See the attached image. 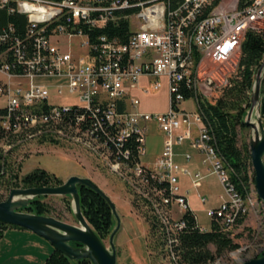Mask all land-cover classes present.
I'll return each instance as SVG.
<instances>
[{
	"label": "built area",
	"instance_id": "obj_1",
	"mask_svg": "<svg viewBox=\"0 0 264 264\" xmlns=\"http://www.w3.org/2000/svg\"><path fill=\"white\" fill-rule=\"evenodd\" d=\"M223 0H0L5 15L25 16L24 36L7 22L0 24V133L5 134L12 123L27 122L37 114H59L82 127L91 128L101 139L108 140L128 166L143 173L145 178L165 191L173 219L179 231L185 222L181 215L187 209L186 198L179 192L178 177L190 171L173 160V145L188 140L202 154L223 187L225 199L217 207L205 209L210 221H216L224 231H230L242 218L240 200L230 191L229 182L217 154L212 153L208 132L194 111L181 108L188 99L187 70L198 67L204 86H220L213 75H199L205 59L214 62L234 60L237 64V45L249 30L264 26V0H231L228 8ZM127 24L125 43L117 37L101 34L91 41L83 25L101 27L107 22ZM82 37L80 46L87 49V58L71 51L70 39ZM189 43H197L199 62L189 65ZM51 76L64 79L71 105L52 101L48 93L33 84V78ZM150 79L151 88L163 82L169 94V107L164 112L138 110L139 99L133 89L140 78ZM30 78L26 84L21 78ZM60 80V79H59ZM264 89V67L261 73ZM228 82V80L226 81ZM225 86V84H224ZM144 86L143 91L151 90ZM56 93H62L61 88ZM261 93V92H260ZM261 95V94H260ZM264 96V95H261ZM260 96V97H261ZM43 106L47 108L43 110ZM260 100L253 108L251 120L257 124ZM255 117L256 120L253 118ZM68 118V119H70ZM93 120V121H90ZM152 123L164 134L162 148L151 165L138 158V149H145L146 135ZM135 141V158L131 148ZM189 160L191 154L186 153ZM202 176L193 178L194 186ZM205 196H200L202 203ZM200 230H205L199 226Z\"/></svg>",
	"mask_w": 264,
	"mask_h": 264
},
{
	"label": "rangeland",
	"instance_id": "obj_2",
	"mask_svg": "<svg viewBox=\"0 0 264 264\" xmlns=\"http://www.w3.org/2000/svg\"><path fill=\"white\" fill-rule=\"evenodd\" d=\"M230 1L231 0H223L222 3L228 8L230 5L225 4L230 3ZM259 28L264 29V26H258L256 29ZM66 40L71 43L70 46H68L71 51L84 58L88 57L87 49L80 46L82 37L75 36L70 39L66 38ZM239 56L240 49L237 51V64L235 63V59L225 60L223 62H214L210 59H205L203 61L199 67V75H213L215 79L220 80V86L217 87L204 86L202 79L197 77L198 67H193L196 91L200 94L199 96L202 99L214 101L220 96L224 84L227 85L230 78L234 77L237 72ZM257 69L253 74L251 91L248 93L250 95L249 97H251L252 91L254 90V78ZM141 78H144L146 83L141 85L139 82L138 87L133 89V92L131 91V93L139 99V104L136 108L147 112L166 111L169 107V94L166 84L163 82L161 87L157 89L151 88L150 79L144 76ZM141 78L139 80H141ZM20 80L25 84L27 82L37 84L48 93V96L51 97L54 102L71 105L76 100L75 95L70 94L64 79L42 76L33 78L32 82L30 78L25 77ZM227 80L228 82H226ZM262 83L260 78V94L264 95ZM144 86H148L151 90L148 92L143 91ZM58 88H61L62 93H56ZM4 103V98L0 97V107L4 105ZM180 106L187 111H194V116L197 117V107L194 98L191 97L182 101ZM262 117V125L264 128V115H262ZM245 118L246 113L244 115V119ZM253 118L256 120L255 117ZM34 128V126L31 127V129ZM149 128L146 135V147L149 148V154H151L152 150L158 148L157 146L161 144V139L164 138V134L152 125V123H150ZM37 130H35V132ZM252 135V129L249 126H245L239 130L238 143L240 144L243 141L249 143ZM73 136L74 135L69 137L57 135L53 137L43 133L34 134V132H32V134L28 136L16 134L13 143L11 141L13 138L9 139V142L11 141L9 143L6 139L8 136H3L0 140V149L7 155V162L10 167L9 170L12 169L13 173L18 175V178H14L13 174L10 188L6 191L0 188V201L6 199L12 188L24 187L20 183V178L37 167L53 173L58 178H65L64 180L61 179L62 181H65L71 175L87 177L84 175L89 173L100 186L96 181L90 179L114 203L119 217V227L113 238L116 252V264H173V254H171L170 250L171 244L168 240L170 236H167L165 233L167 236L166 248H168L169 251V255H167V252H163L160 249L155 236L149 234V224L142 210L147 213L148 216H155L158 222H160V220L157 217V212L155 214L151 207L143 201L142 198L144 196H140L143 187L141 186L140 189L134 188L136 184L139 185V181L135 183L133 181L136 177L132 175L130 170L124 169L122 166L117 168L116 165H112L109 159L97 149V146L86 140L87 138H85V136ZM146 160L150 159L147 157ZM85 167L86 171L83 169ZM207 183H209L208 186L210 185L214 191L220 186V182L214 183L213 181H207ZM250 190L251 191L244 197L245 211L242 216V222L234 225L229 231L231 238L238 247L234 250L226 251L209 264H242L244 261L259 257L264 253V206L260 198L256 195L254 184L250 185ZM134 198L140 204L141 209H137L132 204L131 201ZM34 199L44 203L46 206L44 213L39 215L53 216L69 224L80 225L75 217L73 201L70 195H39L32 197L29 203ZM17 210L33 213L23 207ZM159 212L167 216L170 222L174 220L170 206L167 209L160 207ZM195 213L197 224L208 230L211 221L206 216L203 209L198 207ZM88 224L90 225L89 222ZM115 226L116 219L113 216L111 230H113ZM161 226L160 223V228ZM110 233L105 238L101 239L108 248H110ZM72 245L77 246L79 244L73 242ZM210 249H214L212 245H210ZM89 264H92L91 261Z\"/></svg>",
	"mask_w": 264,
	"mask_h": 264
},
{
	"label": "trees",
	"instance_id": "obj_3",
	"mask_svg": "<svg viewBox=\"0 0 264 264\" xmlns=\"http://www.w3.org/2000/svg\"><path fill=\"white\" fill-rule=\"evenodd\" d=\"M7 22L13 25L17 34L21 32V38H23L26 22L25 16L20 14L7 16L4 12H1L0 24L5 26ZM127 29V24L124 21H120L118 24L107 22L104 26L95 28L89 27L87 24L83 25V31L88 34L91 41H94L95 37L98 35L106 34L108 37H117L120 42L125 43L128 33ZM5 45L6 44L0 45V51L6 47ZM194 51L193 65H196L199 60V54L196 50ZM263 60L264 29L249 30L245 33L240 43L237 72L234 77L230 78L228 84L222 87L221 94L216 100L206 101L202 99L199 96L200 94L197 93L193 83L190 85L188 84V91H184V94L186 96L188 95V98L192 97L196 102V115L201 118V123L204 124L205 130L208 132L212 150L217 154L224 171H227L226 178L234 184L237 191L240 192L243 197L251 191L250 185L254 184V174L251 166L249 143L243 141L239 144L238 133L240 129L246 126L243 123V119L250 105V95L248 93L251 91L254 71L260 66ZM43 110L46 111L47 108L43 106ZM65 114L68 115V118L71 117L70 112ZM44 115L45 114H37L36 117H33V120L36 121ZM68 118L51 119V123L53 125L55 123V126L59 128H62V126H77L79 130L86 132L88 137L96 140L98 144L108 145L111 150L110 159L113 161L118 160L124 164L126 169L132 170V175L136 177L133 179L134 183L139 181V185L136 184L134 188L140 189L141 186L143 187L140 196H144L142 198L143 201L155 212L156 209L153 208L152 202L160 203L162 198H166L165 191H162L160 188H155L156 184H153L148 178H145L143 173H138L135 171V167L128 166V160L119 154L118 150H115V147H111V144H109L107 140L101 139V136L96 134L91 128L82 127L75 121H68L73 119ZM16 123L17 122L12 123V128H10L9 131L14 130ZM23 134H25V132H23L22 135ZM7 135V142H9L10 138H13L11 140L13 143L15 141V135L11 133H7ZM3 136L4 134L1 132L0 140ZM125 145L131 148L130 158L134 159L135 141L130 140V142ZM9 169L7 155L0 149V188L4 191L8 190L12 184L11 178L14 173L12 169ZM17 176V174H14V178H18ZM141 180H147V182L141 183ZM62 182L63 181L53 173L38 167L20 178V183L24 187L55 186ZM77 188L82 214L93 227L98 237L100 239L105 238L112 231L113 214L111 208L100 195L90 188L84 185H77ZM131 202L137 209H141L140 204L135 198ZM169 206L170 204H167L165 208L167 209ZM23 208L35 214H42L46 210L45 204L35 199ZM142 212L149 224V234L155 236L160 249L163 252H167V255H169L168 248H166L167 242L164 228L162 226L160 228L161 222H158L155 216H148L143 210ZM181 219L184 220L185 225L181 231L176 234L177 243L172 246V251L176 258V262H173V264H209L226 251H231L238 247L231 238L229 231L226 232L222 230L216 221L212 220L210 222V228L208 230H200L194 212L188 207L181 215ZM242 220L243 217L238 218L236 224L241 223ZM7 227L21 228L0 223V239ZM71 243L73 244V242ZM210 245L213 246V250L210 249ZM89 263L90 261L87 258L70 260L58 250L52 249L43 264Z\"/></svg>",
	"mask_w": 264,
	"mask_h": 264
},
{
	"label": "water",
	"instance_id": "obj_4",
	"mask_svg": "<svg viewBox=\"0 0 264 264\" xmlns=\"http://www.w3.org/2000/svg\"><path fill=\"white\" fill-rule=\"evenodd\" d=\"M264 60L258 67L254 78V90L250 97V105L243 123L249 126L253 135L249 140L251 166L254 174V187L257 196L264 206V128L260 116L257 124L251 121L255 103L260 100V114H264V96H260V78ZM77 185H84L100 195L111 208L116 219V226L109 235L110 248L106 247L92 227L88 224L80 208V198ZM39 195H70L73 201L75 217L79 226L61 221L53 216L39 215L17 210L26 206L30 199ZM0 223L21 227L47 240L53 249L58 250L70 260L87 258L92 264H116V252L113 238L119 227V217L114 203L88 177L69 176L65 181L55 186H26L12 188L6 199L0 201ZM75 242L79 245L70 244ZM242 264H264V253Z\"/></svg>",
	"mask_w": 264,
	"mask_h": 264
},
{
	"label": "crops",
	"instance_id": "obj_5",
	"mask_svg": "<svg viewBox=\"0 0 264 264\" xmlns=\"http://www.w3.org/2000/svg\"><path fill=\"white\" fill-rule=\"evenodd\" d=\"M145 83L146 80L141 78L140 84L144 85ZM162 142L163 138L161 139V144L157 146L158 148H154L151 154H149L148 147L146 155L145 149L139 151V158H143L142 162L144 164L151 165L154 162L155 157L161 151ZM173 152V160L190 171V175H180L178 177L179 192L185 196L187 207L194 212L195 216L198 207L203 209L204 212L208 207H217L225 199V193L221 183L215 191L210 185L208 186L209 183L207 181H213L214 183L220 181L217 175L211 172L209 165L202 162V154L196 151L188 140L175 143L173 145ZM186 153L191 154L189 160L185 158ZM147 157L150 160H146ZM83 169L86 171V167ZM197 174H200L202 179L198 186H194L193 178ZM224 175H226L225 171ZM84 176L94 180L93 176L89 173H86ZM96 183L98 184L97 181ZM202 195L207 199L205 203L200 201V196ZM52 249L53 247L47 240L31 231L23 228L7 227L0 239V264H43Z\"/></svg>",
	"mask_w": 264,
	"mask_h": 264
},
{
	"label": "bare ground",
	"instance_id": "obj_6",
	"mask_svg": "<svg viewBox=\"0 0 264 264\" xmlns=\"http://www.w3.org/2000/svg\"><path fill=\"white\" fill-rule=\"evenodd\" d=\"M241 40H240V43H241ZM239 49H240V44L237 45V51H239ZM194 50H196L197 53L199 54L198 48H197V43H189V65H193V53L195 52ZM187 83L189 85L192 83L195 85V77L193 74V67H190V69L187 70ZM260 107H261V103H260ZM57 118H59V114L44 115L36 121L33 120V117H30V119H28L27 122H17L13 131H9L10 128H8V130H6L4 136L7 137L8 136L7 133H11L13 135H16V134L22 135L23 132H25L24 136H28L29 134H32V132H34V134H42L43 133L47 136L49 135V136H53V137H55L57 135H63V136H68V137L71 135L85 136V138H87L86 140H88L89 143H92L93 145L97 146V149L100 150L101 153L104 154V156L109 159V161L112 163V165H116L117 168L122 166V168L126 169L123 163L119 162L118 160L113 161L110 159V151L111 150L109 149L108 145L98 144L96 142V140H94L93 138L92 139L89 138L88 134L82 130H79V128L77 126H72V127L71 126H65V127L62 126V128H59L58 126H55V123L53 125L51 123V119L57 120ZM33 126L35 128L31 129V127H33ZM38 127H39V129H38ZM35 130H37V131L35 132ZM209 139L210 138L208 135V141H209ZM107 142H108V140H107ZM140 150L141 149H139V151ZM212 153H214L213 150H212ZM217 161H219V164L222 165L220 160L218 159V157H217ZM127 170L132 171L131 169H127ZM145 182H147V180H141V183H145ZM227 182H229V187H230L231 193H233V195L236 196L237 200H240V206H241L242 211L244 213L245 205H244L243 195L237 191L234 184L230 180L227 179ZM256 195H257V193H256ZM167 204H169V201L167 198H162L160 203L152 202L153 208L156 209L155 212H157V217L159 218V220L162 224V227L164 228V233H166L167 236H170V238L168 240H169V243L171 244L170 250H171V254H173L172 259H173V262H176L175 261L176 260L175 255L172 251V249H173L172 246H173V244L177 243L176 234L179 232V225H177L176 220H173L170 222L168 220L167 216L162 215V213L159 212L160 207L165 208V206Z\"/></svg>",
	"mask_w": 264,
	"mask_h": 264
}]
</instances>
